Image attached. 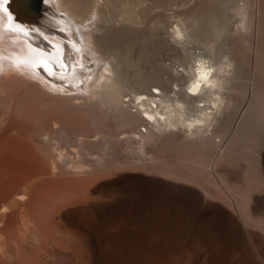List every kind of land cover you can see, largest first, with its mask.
Masks as SVG:
<instances>
[{
	"label": "rangeland",
	"instance_id": "obj_1",
	"mask_svg": "<svg viewBox=\"0 0 264 264\" xmlns=\"http://www.w3.org/2000/svg\"><path fill=\"white\" fill-rule=\"evenodd\" d=\"M211 2L98 0V23L105 29L125 26L138 40L120 54L118 69L125 80L116 96L107 89L78 90L82 98L72 99L34 88L20 78L4 83L0 88V264H247L250 254L257 255L247 238L231 235L223 220L206 223L198 209L187 203L190 194L197 193L205 204L232 214L243 228L233 208L234 196L210 185L216 197L209 198L199 185L166 175L175 165L179 169L177 156H188L209 161L235 195L246 190L252 199L261 197L254 168L238 161L229 140L220 149L210 146L211 159L202 160L208 154L198 141L187 145L182 135L168 129L149 143L125 127L122 112L130 108L135 113V94L148 92L135 86L138 80H150V91L159 79L166 91L175 85L182 91L188 82L187 65L199 57L219 61L218 49L235 58L240 65L238 82L247 84L248 48L237 34L214 37L212 26L222 25L226 5ZM43 12L35 15L37 22ZM183 24L191 32L174 41L172 31ZM263 37H258L261 44ZM212 42L216 49H211ZM0 44L15 47L12 42ZM36 54L24 60L33 67L31 62L37 58L39 68ZM9 64V58L1 61L0 72L15 68ZM22 71L33 79L39 77L34 71ZM227 91L224 96L234 100L229 111L238 107L234 112L238 121L251 93L242 101L238 91ZM151 152L159 158L152 161ZM79 208L78 214H70ZM248 228L263 233L255 222Z\"/></svg>",
	"mask_w": 264,
	"mask_h": 264
},
{
	"label": "bare ground",
	"instance_id": "obj_2",
	"mask_svg": "<svg viewBox=\"0 0 264 264\" xmlns=\"http://www.w3.org/2000/svg\"><path fill=\"white\" fill-rule=\"evenodd\" d=\"M28 1L0 0V42L7 41L15 45L7 47L0 44V62L9 58L11 65L15 67H10V71L0 72V88L5 86L6 81L20 78L34 88L72 99L82 98L78 90H91L95 93L100 89H107L109 93L114 91L115 96L118 95L125 80V76L118 69L123 58V54H120L138 42L137 36L125 26L105 29L99 24L98 0H41L38 17L42 15L43 6L44 14L39 22L35 16L27 17L22 13L21 9ZM212 1L214 4L223 1L226 5L221 19L222 25L212 26L214 37L218 39L237 34L241 44L248 48L251 59L247 84L238 82L240 65L238 66L235 58L229 52L218 49L219 61L199 57L194 60V64L187 65L188 82L182 91L177 85L175 89L166 91L161 85L162 81L157 78L156 83H159L150 91V80H138L135 86L147 89L148 92L135 94V113L128 107L122 112L126 118L125 127L132 129L133 133L149 143L157 140V135L168 129H174L176 135H182V140L187 145L198 141L201 150L206 153L205 156L208 154V157L202 160L209 159L210 146L213 145L216 149L224 140H229L231 151L238 152L239 156L241 154V157L237 154V159L240 158L238 161H244L246 165L254 168L262 188L261 197L252 199L248 195L249 192L244 193L246 190L235 195L229 189L227 181L220 177L221 174L219 175L218 170L212 167L209 161L201 163L198 159L188 156H177L175 163L179 169L175 168L174 164V168L168 170L166 175L179 182L199 185L209 198L216 197L210 185L217 186V190L224 195L234 196L233 208L243 221V228L237 224L232 214L218 209L211 203L205 204L204 199L197 193L190 194L187 203L198 209L206 223L220 218L228 226L231 235L238 236L243 241L247 238L246 242L252 245L254 254H257H246L249 255L247 264H264V42L259 43V38L263 37L264 32V4L262 0ZM223 2L220 3L223 5ZM41 27L44 33L35 31ZM189 27L184 24L182 27L177 25L172 31L173 40L177 41L180 36L188 35L191 32ZM210 45L211 49H216V43L212 42ZM36 53L40 59L39 68L35 64L37 58H32L33 67L25 63ZM110 57H113V61ZM89 59L92 60L91 64ZM95 61H98V64ZM20 66L22 69L34 71L39 77L31 78L33 76L22 71ZM178 74L181 73L177 72ZM225 90L231 93L238 91V98L242 101L247 92L251 93L250 101L238 121L234 113L238 107L232 106L234 112L229 111L234 100L227 94L229 99L224 96ZM199 102H207L210 105L198 106ZM216 138L220 139L215 141ZM148 154L151 156L152 152ZM158 156L152 154L151 160L159 158ZM244 202L248 203V210L245 209ZM80 210L82 209L71 210L70 214H76ZM252 222L263 231L262 234L249 231L248 227Z\"/></svg>",
	"mask_w": 264,
	"mask_h": 264
},
{
	"label": "water",
	"instance_id": "obj_3",
	"mask_svg": "<svg viewBox=\"0 0 264 264\" xmlns=\"http://www.w3.org/2000/svg\"><path fill=\"white\" fill-rule=\"evenodd\" d=\"M22 13L27 17H34L41 11V0H29L21 9Z\"/></svg>",
	"mask_w": 264,
	"mask_h": 264
}]
</instances>
